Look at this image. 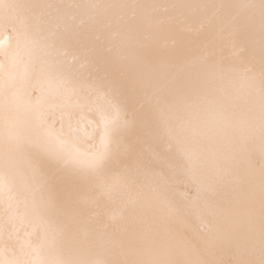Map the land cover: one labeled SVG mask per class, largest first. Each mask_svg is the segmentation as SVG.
Wrapping results in <instances>:
<instances>
[{"label":"bare ground","instance_id":"6f19581e","mask_svg":"<svg viewBox=\"0 0 264 264\" xmlns=\"http://www.w3.org/2000/svg\"><path fill=\"white\" fill-rule=\"evenodd\" d=\"M115 251L264 264V0H0V264Z\"/></svg>","mask_w":264,"mask_h":264},{"label":"rangeland","instance_id":"374dc122","mask_svg":"<svg viewBox=\"0 0 264 264\" xmlns=\"http://www.w3.org/2000/svg\"><path fill=\"white\" fill-rule=\"evenodd\" d=\"M185 183V182H184ZM181 184L183 185V182L181 181V183L179 184V186H180V191H181V189H182V186H181ZM187 186H188V183L186 182V185H184L183 186V188L185 187V189H187V190H182V191H187L186 193H183L184 195H192L193 193H194V191L192 192V189H189L190 187H191V184L189 185L190 187L189 188H187ZM188 191H189V194H188ZM191 192H192V194H191ZM117 252L118 251H115V252H112V256H111V252H109V254L110 255H107V256H104L103 258H101L100 260L96 257V261H100L101 263L100 264H121V259L120 258H118L119 257V255L117 254ZM119 253V252H118ZM96 255H93V257H95ZM105 257H106V259H105ZM109 257V258H108ZM108 258V259H107ZM111 258H113L114 259V263H113V259H111ZM117 258V259H116ZM110 259V260H109ZM116 259V260H115ZM102 260H104L105 262H102ZM107 261V262H106ZM117 261V262H116Z\"/></svg>","mask_w":264,"mask_h":264}]
</instances>
